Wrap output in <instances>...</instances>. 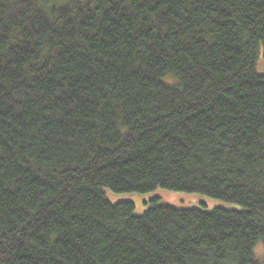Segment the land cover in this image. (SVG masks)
<instances>
[{
	"label": "trees",
	"instance_id": "trees-1",
	"mask_svg": "<svg viewBox=\"0 0 264 264\" xmlns=\"http://www.w3.org/2000/svg\"><path fill=\"white\" fill-rule=\"evenodd\" d=\"M261 54L264 0H0V264H264Z\"/></svg>",
	"mask_w": 264,
	"mask_h": 264
},
{
	"label": "rangeland",
	"instance_id": "rangeland-1",
	"mask_svg": "<svg viewBox=\"0 0 264 264\" xmlns=\"http://www.w3.org/2000/svg\"><path fill=\"white\" fill-rule=\"evenodd\" d=\"M258 71L264 75V56L260 55L258 60ZM172 77H166L164 81L166 83L170 82ZM108 198L113 201H133L135 203V213L137 215L143 214L148 209V204L146 202L158 199L162 204L172 205L178 208H195L200 207L207 211H212L217 207H238V204L227 203L225 201L215 199L211 196L193 193V192H184V191H172L164 188H159L154 191L147 193H116L110 189L106 190ZM263 245H260L257 249V253L261 254L263 251Z\"/></svg>",
	"mask_w": 264,
	"mask_h": 264
}]
</instances>
